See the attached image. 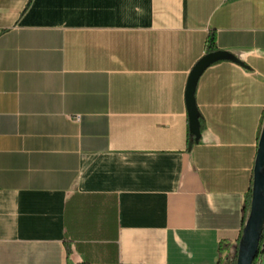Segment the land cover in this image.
Here are the masks:
<instances>
[{
  "label": "crops",
  "instance_id": "crops-1",
  "mask_svg": "<svg viewBox=\"0 0 264 264\" xmlns=\"http://www.w3.org/2000/svg\"><path fill=\"white\" fill-rule=\"evenodd\" d=\"M263 120L264 0H0V264H224Z\"/></svg>",
  "mask_w": 264,
  "mask_h": 264
},
{
  "label": "water",
  "instance_id": "water-1",
  "mask_svg": "<svg viewBox=\"0 0 264 264\" xmlns=\"http://www.w3.org/2000/svg\"><path fill=\"white\" fill-rule=\"evenodd\" d=\"M225 56L223 52L202 57L192 68L187 82L186 99L189 127L194 136L199 135L194 91L203 70L214 60ZM264 228V120L260 129L254 159L249 210L236 247L235 264H252L259 251V241Z\"/></svg>",
  "mask_w": 264,
  "mask_h": 264
},
{
  "label": "trees",
  "instance_id": "trees-1",
  "mask_svg": "<svg viewBox=\"0 0 264 264\" xmlns=\"http://www.w3.org/2000/svg\"><path fill=\"white\" fill-rule=\"evenodd\" d=\"M214 53H217V50H216V39H215V35L213 33H211L209 35L208 39H207L206 50H205V55L204 56L210 55V54H214ZM217 60H219V59H216L214 61H217ZM196 114H197L199 135L198 136H194L192 134V132L189 131V143H188V146L189 147H191L193 144L197 143L199 141V138H200L201 126H200V121H199V115H198L197 112H196ZM250 195H251V186H250L249 192H248V194L246 196V200H245V206H244V209H245V212H246L245 218H246L247 212L249 210ZM263 233H264V228H263V231H262V234H261V238L263 236ZM261 238H260V241H261ZM236 251H235L234 255L231 258H229L224 264H235V261H236ZM258 252L260 253V251H258ZM255 262H256V257L253 260V263L252 264H255ZM80 264H85V263H80Z\"/></svg>",
  "mask_w": 264,
  "mask_h": 264
},
{
  "label": "built area",
  "instance_id": "built-area-1",
  "mask_svg": "<svg viewBox=\"0 0 264 264\" xmlns=\"http://www.w3.org/2000/svg\"><path fill=\"white\" fill-rule=\"evenodd\" d=\"M74 121H79L80 117L78 115L72 117ZM261 238V237H260ZM259 251L256 255V262L255 264H264V233L261 238V241H259ZM121 264H143V263H121Z\"/></svg>",
  "mask_w": 264,
  "mask_h": 264
},
{
  "label": "bare ground",
  "instance_id": "bare-ground-1",
  "mask_svg": "<svg viewBox=\"0 0 264 264\" xmlns=\"http://www.w3.org/2000/svg\"><path fill=\"white\" fill-rule=\"evenodd\" d=\"M256 257V256H255ZM255 259V258H254Z\"/></svg>",
  "mask_w": 264,
  "mask_h": 264
}]
</instances>
